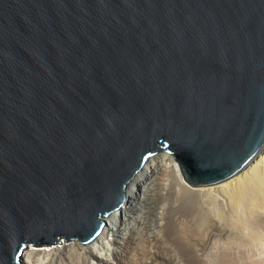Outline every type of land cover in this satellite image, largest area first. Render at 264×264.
<instances>
[{
	"label": "water",
	"instance_id": "95a60500",
	"mask_svg": "<svg viewBox=\"0 0 264 264\" xmlns=\"http://www.w3.org/2000/svg\"><path fill=\"white\" fill-rule=\"evenodd\" d=\"M264 146V0H0V264L88 241L150 153L205 184Z\"/></svg>",
	"mask_w": 264,
	"mask_h": 264
},
{
	"label": "bare ground",
	"instance_id": "6f19581e",
	"mask_svg": "<svg viewBox=\"0 0 264 264\" xmlns=\"http://www.w3.org/2000/svg\"><path fill=\"white\" fill-rule=\"evenodd\" d=\"M158 151H162V149L147 155L139 168L129 175L120 202L106 215L98 214V218L102 220V227L90 240L82 241L77 238L73 243L74 246H65L63 249L57 250L46 248L39 250L36 247L24 245L15 264L18 262L22 264H59V261L63 264H100L102 259L92 251V245L96 244V242H101V239L107 233L106 231L109 229L107 221L109 220L110 213L113 211L115 213L119 212L120 223L125 216L132 217L127 210L129 204L131 206L130 212L135 210L133 217L137 221H141L142 217L150 212L155 213L156 217H158L155 223L161 227L162 234H153L150 230L151 228H149L151 226L149 224L146 228H149L147 230H150V232L146 236L138 237L140 241L139 246L137 244L132 246L136 232L134 224L128 226L129 235L126 239L123 238L122 242L115 237L121 229L118 224H115L116 230L112 234L114 242L118 243V246L112 250V254L118 259L115 264H215V258L210 259L206 255L207 251H210V239L215 234L213 232L219 227L218 224L220 223H218L220 219L217 212L218 206H226L228 208L229 206L235 207L236 204L238 206V202L244 192L249 189H253V192L256 193L253 194V198L255 197L257 203L260 206L264 205V146L253 159L237 172L221 180L205 184L187 181L171 152L170 155L168 153H164V155L158 153L162 159L149 160ZM167 155V163L163 164L164 158ZM147 160L150 163L148 162V167L144 168L146 177H142L141 175V177H138L137 175L136 178L132 179L146 165ZM168 161L170 162L168 163ZM164 166L166 168V177L163 181L160 183L155 182L157 179L155 178L148 184L149 177L153 178L155 173L162 170ZM130 179H132V182ZM142 184H146L145 190H142ZM132 186L136 187L139 194L136 204L133 201ZM178 187L179 189H177ZM176 189L179 190V194L176 192ZM165 190L167 192H164ZM166 201H169V207L164 215L159 216L161 214L159 209L163 206H158V209L156 207L158 204L162 205ZM123 202L124 205H122ZM112 218L116 220L115 214L112 215L110 221H112ZM223 218L225 219V217ZM162 219L165 220L164 225L160 222ZM75 238H71L70 240ZM152 247L156 248L154 252L152 251ZM40 253L47 255L48 261L44 262L45 257L41 261L36 258ZM208 254L211 256V251ZM88 256L93 259V262L88 260ZM23 260H26V262H23Z\"/></svg>",
	"mask_w": 264,
	"mask_h": 264
},
{
	"label": "rangeland",
	"instance_id": "374dc122",
	"mask_svg": "<svg viewBox=\"0 0 264 264\" xmlns=\"http://www.w3.org/2000/svg\"><path fill=\"white\" fill-rule=\"evenodd\" d=\"M158 153H161V155H164V153H168L169 155L171 154L170 152L163 151V150L158 151L155 154H153L149 158V160L160 159L161 157H160V154ZM167 157L168 155L164 158L163 164L167 163L166 161ZM148 162L150 163V161L147 160L146 165L141 170H139L132 177V179L136 178L137 175L138 177H141V176L146 177L144 174V168L148 167L147 165ZM169 162L170 161H168V163ZM165 169L166 168L164 166L162 170L155 173V176L153 178H151V176L149 175L150 179L148 180V184H150L152 180H154L155 178H157L155 182H159V183L162 182L163 179L166 177ZM132 179H130L131 182H132ZM146 187H147L146 184L144 185L142 184V190H145ZM177 189H179V187ZM177 189H176V192L178 193L179 190ZM247 191L244 192L242 198L239 200L240 203L238 202V206L237 204L235 205L236 208L230 207V206L229 208L226 206L224 207L218 206L219 208H217L218 209L217 212L220 216L218 223L220 222L219 223L220 225L218 224L219 227L213 232L215 234L210 239L211 242L209 244V248L212 254L210 256L208 254V252L210 251H207V255H206L207 257L209 256L210 259L215 258L214 259L215 264H223V263L224 264H242V263L243 264H264V244H263L264 243V205H261L263 206L261 209V206L260 204L257 203V200L255 199V197L253 198L254 196L253 194H256L253 192V189L252 190L249 189ZM132 192H133V201H134V204H136L139 194L135 186H132ZM164 192H167V191L165 190ZM122 205H124V202ZM158 206H163L162 208L159 209V211H161V214L159 216H162L166 213V210L169 207V201L164 202V204L162 205L158 204L156 209H158ZM127 210L129 211L128 213L130 214V216L133 217L135 210H132V212H130L131 210L130 204L129 206H127ZM118 213H115V211L110 213L109 220L107 221V224L109 227V229L106 231L107 233H105L104 237L102 238L103 240L101 239V242H98V243L96 242V244L92 245L93 248L91 247L92 251L101 257L102 261H100V264H111V263L115 264L118 261V259H116L114 255L112 254L113 248L118 246V243L114 242L113 240L114 237L112 235L113 232H115L116 230L115 224H118L119 227H121L119 233H117L116 235L114 234L115 237L119 239L121 242L123 241V238L126 239V237L129 235L128 226L134 224L136 228L135 229L136 232L134 231L135 239L133 240L132 246L136 244L139 246L140 241L138 240V237L143 236V235L146 236L148 232H150V230L153 234H158V233L162 234L161 227H159L158 224L155 223L156 219H158L155 213L150 212L146 216H143L141 221L140 220L137 221L136 219H134V217L132 218L129 216H125V218L121 221V223H120V214ZM114 214H115L116 220L112 218L111 219L112 221H110V218ZM223 217H225V219ZM160 222L163 225L165 224V220L163 219ZM149 224L151 225L149 226V228L151 229L148 231L147 229L149 228H146V226H148ZM76 239L77 238L72 239V240L69 239L70 241L67 240L63 242L62 238L58 237L57 238L58 241L56 244L46 245V247L40 246L41 248L36 247V249H39V250L40 249L44 250V248L51 249V250L63 249L65 246L66 247L70 245L74 246L73 243ZM152 248H153L152 251L154 252L156 248L154 247ZM43 257H45L44 262L48 261L47 255H44L43 253H40L39 256L36 258H38L41 261L43 260ZM218 258H220L219 259L220 261L218 260ZM88 260H91L93 262V259L89 256H88ZM23 262H26V260L25 261L23 260ZM17 264H22V263L18 262ZM59 264H63V263L59 261Z\"/></svg>",
	"mask_w": 264,
	"mask_h": 264
}]
</instances>
